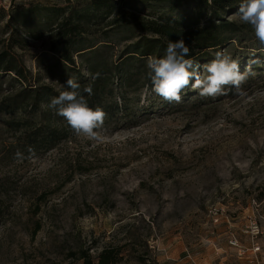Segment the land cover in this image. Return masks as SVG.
<instances>
[{
  "label": "rangeland",
  "instance_id": "rangeland-1",
  "mask_svg": "<svg viewBox=\"0 0 264 264\" xmlns=\"http://www.w3.org/2000/svg\"><path fill=\"white\" fill-rule=\"evenodd\" d=\"M66 3L0 0V52L9 51L32 80L55 90L62 85L48 37L13 44L12 16L20 8ZM194 5L188 0L177 13L193 15ZM137 6L144 15L164 11ZM110 19L85 27L84 35L110 44V58L118 61L148 35L108 25ZM221 51L241 71L264 56L254 30ZM252 69L245 95L229 90L202 98L186 89L180 103L153 93L146 74L137 91V85L119 88L115 78L112 99L123 103L125 96L126 105L105 121L101 143L69 131L54 147L30 153L24 129L7 124L19 115L0 112V264H82L70 257L80 246L94 256L109 244H127L119 264H264V71ZM0 76L1 100L11 74ZM139 255L145 261L134 259Z\"/></svg>",
  "mask_w": 264,
  "mask_h": 264
},
{
  "label": "trees",
  "instance_id": "trees-1",
  "mask_svg": "<svg viewBox=\"0 0 264 264\" xmlns=\"http://www.w3.org/2000/svg\"><path fill=\"white\" fill-rule=\"evenodd\" d=\"M71 1L18 9L12 16L15 24L12 43L28 44L29 37H48L50 51L57 57L60 90H70L66 81L69 77L74 78L80 84L78 91L85 96L89 107H100L107 113L105 121L113 118L121 105H126L125 96H121L123 103L112 99L116 89L115 78L120 79L119 88L127 91L137 85L134 89L137 91L140 82L141 86L146 84L141 78L146 74L147 84L152 87L143 60L150 56L162 57L170 40L176 41L183 35L190 48L187 58L196 62L208 59L209 62L215 53L228 47L234 39L239 40L246 32L253 31L251 26L229 17L238 11L241 0H193V15L177 13L188 0H75L74 4ZM138 3L155 10L163 7L164 11L160 15L156 12L155 16L140 14L137 12ZM109 17L108 25L135 28L148 35L126 47L118 61L110 58V44L98 45L84 35L85 27L107 21ZM250 61H256L252 63L254 69L264 71L263 55L259 59L252 57ZM4 73L11 74V84L8 85L11 88L0 100V112L19 115L8 120L7 124L16 131L24 129L25 145L29 146L27 150L49 149L67 137L72 131L67 122L56 114L55 109L48 107L51 99L61 91L53 86L40 85V78L32 80L29 70L21 66L9 51L0 52V75ZM96 73H99V78L93 80ZM89 84L93 89L91 96L83 92L84 86ZM44 105L45 110L42 108ZM37 115L44 119L41 117L42 121H35ZM126 245H105L94 256L90 247L80 246L70 257L82 264H119ZM134 259L145 261L143 255Z\"/></svg>",
  "mask_w": 264,
  "mask_h": 264
},
{
  "label": "clouds",
  "instance_id": "clouds-1",
  "mask_svg": "<svg viewBox=\"0 0 264 264\" xmlns=\"http://www.w3.org/2000/svg\"><path fill=\"white\" fill-rule=\"evenodd\" d=\"M234 15L242 24L251 26L264 51V0H241ZM189 56L190 48L182 35L178 40L168 42L162 57H148L151 91L168 103H180L186 89L197 92L202 98L226 96L229 90H234L236 95H245L242 85L249 75L254 74L251 65L256 61H250L241 71L239 61L224 51H218L212 60L203 65L187 58ZM97 78L99 73L92 77L93 80ZM193 80L194 83L191 82ZM66 86L70 90L61 91L53 97L48 107L64 118L77 137L95 143L103 142L106 139L104 123L107 113L100 107H89L85 96L78 91L80 84L74 78L69 77ZM83 92L91 96V84L84 86ZM29 152L34 153V150L29 148ZM16 157L24 158L19 151Z\"/></svg>",
  "mask_w": 264,
  "mask_h": 264
},
{
  "label": "built area",
  "instance_id": "built-area-1",
  "mask_svg": "<svg viewBox=\"0 0 264 264\" xmlns=\"http://www.w3.org/2000/svg\"><path fill=\"white\" fill-rule=\"evenodd\" d=\"M260 249H261L260 246H258V245L256 246V245H255V246L253 247V252H254V253H257L258 251H260Z\"/></svg>",
  "mask_w": 264,
  "mask_h": 264
},
{
  "label": "crops",
  "instance_id": "crops-1",
  "mask_svg": "<svg viewBox=\"0 0 264 264\" xmlns=\"http://www.w3.org/2000/svg\"><path fill=\"white\" fill-rule=\"evenodd\" d=\"M252 254V253H251ZM262 255H259V258L261 257ZM262 258V257H261ZM263 259V258H262ZM256 262H258V260H256ZM260 263V262H259ZM261 264V263H260Z\"/></svg>",
  "mask_w": 264,
  "mask_h": 264
}]
</instances>
